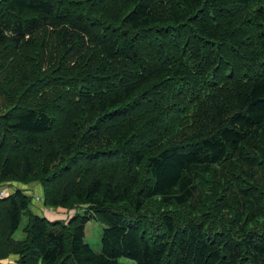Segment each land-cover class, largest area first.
<instances>
[{"label":"trees","instance_id":"obj_1","mask_svg":"<svg viewBox=\"0 0 264 264\" xmlns=\"http://www.w3.org/2000/svg\"><path fill=\"white\" fill-rule=\"evenodd\" d=\"M11 182L85 207L6 191L0 264H264V0H0Z\"/></svg>","mask_w":264,"mask_h":264},{"label":"rangeland","instance_id":"obj_2","mask_svg":"<svg viewBox=\"0 0 264 264\" xmlns=\"http://www.w3.org/2000/svg\"><path fill=\"white\" fill-rule=\"evenodd\" d=\"M30 185V184H28ZM28 185H19L16 184V182H11V183H6L4 185H2V187L0 188L2 191H11L12 188L16 187L17 189H21L24 190L25 195H27L28 197L32 198L31 202H30V210L31 211H35L34 206H36V208H38L39 211H41L44 216L46 218H48L49 220H54V218H58L59 216H67V217H62V218H69L70 216L74 215L75 213L81 215L82 213V208H84V205H79L77 206V208H75L74 210H72L69 213V216L65 214V212L61 213L58 210L54 209V208H46L45 206L43 207V198H42V188L40 186V184L35 183L34 185L31 184L32 189L27 188ZM7 188H4V187ZM36 215V214H35ZM38 216V215H37ZM25 225V218L23 216L20 217L19 220V225L17 227V229L12 233V239L15 240H20L23 239V237L25 236L24 233L22 232V228ZM103 225L100 224L99 222H96L92 219L88 220L85 224H84V236H83V241L92 249V251L94 252H98L99 251V238H100V234L102 231ZM15 256H9L8 260L10 262H12L14 260Z\"/></svg>","mask_w":264,"mask_h":264},{"label":"crops","instance_id":"obj_3","mask_svg":"<svg viewBox=\"0 0 264 264\" xmlns=\"http://www.w3.org/2000/svg\"><path fill=\"white\" fill-rule=\"evenodd\" d=\"M34 208H35V211H33L34 213H36V214H38V215H39V214H41V215H42V212H41V211H39V210H38V208H36V206H34Z\"/></svg>","mask_w":264,"mask_h":264},{"label":"built area","instance_id":"obj_4","mask_svg":"<svg viewBox=\"0 0 264 264\" xmlns=\"http://www.w3.org/2000/svg\"><path fill=\"white\" fill-rule=\"evenodd\" d=\"M5 193H6V191L4 192V191H2V190L0 189V198H3Z\"/></svg>","mask_w":264,"mask_h":264}]
</instances>
